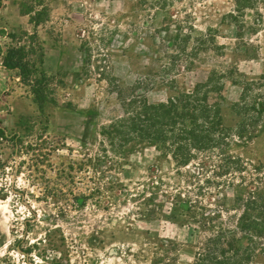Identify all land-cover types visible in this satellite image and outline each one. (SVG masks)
Instances as JSON below:
<instances>
[{
    "label": "rangeland",
    "instance_id": "1",
    "mask_svg": "<svg viewBox=\"0 0 264 264\" xmlns=\"http://www.w3.org/2000/svg\"><path fill=\"white\" fill-rule=\"evenodd\" d=\"M262 74L264 0H0V264H193L212 230L184 200L239 216L243 184L264 206V119L238 136L235 112ZM209 77L241 172L99 135L131 90L156 102Z\"/></svg>",
    "mask_w": 264,
    "mask_h": 264
},
{
    "label": "trees",
    "instance_id": "2",
    "mask_svg": "<svg viewBox=\"0 0 264 264\" xmlns=\"http://www.w3.org/2000/svg\"><path fill=\"white\" fill-rule=\"evenodd\" d=\"M239 9L249 5L250 0H235ZM209 77L205 83L197 84L192 89L156 102H150L144 93L123 96L120 104L123 115L104 126L99 131L101 135L119 156L124 155V149L131 142L140 140L154 145L163 154L171 156L179 167H189L197 161L198 169H206L210 154L218 152L221 163L214 165L215 176L241 172V159L227 154L231 128L223 123L221 107V83ZM215 82V83H214ZM244 84L240 101L235 104V112L240 116L238 136L250 125L257 126L264 119V100L259 99L257 90L264 89V74L256 81ZM253 83V84H254ZM252 99H250L251 95ZM215 95V96H214ZM264 166L260 163L254 167L257 172ZM196 165H194V168ZM192 172V171H191ZM242 179V178H241ZM232 186V182H226ZM243 184L236 186L237 191L234 206L243 203L245 211L233 217L224 219V205L220 209H210L193 200H184L187 208L197 210L196 214L203 221V228L212 230L205 241L198 247L193 264H249L264 251L262 231L264 226V206L262 196L256 190L247 192ZM189 204V207H188ZM191 207V208H192ZM239 207V205H238ZM234 209V208H233ZM227 213V212H226ZM231 220L232 222L230 223ZM220 220L227 224L214 225ZM196 222V221H195ZM210 227V228H209ZM217 227V229H214ZM153 264H178L169 256L155 259Z\"/></svg>",
    "mask_w": 264,
    "mask_h": 264
}]
</instances>
